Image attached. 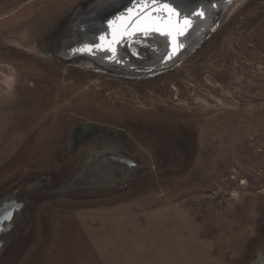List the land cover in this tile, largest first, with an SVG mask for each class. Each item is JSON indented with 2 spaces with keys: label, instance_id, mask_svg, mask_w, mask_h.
Listing matches in <instances>:
<instances>
[{
  "label": "rangeland",
  "instance_id": "rangeland-1",
  "mask_svg": "<svg viewBox=\"0 0 264 264\" xmlns=\"http://www.w3.org/2000/svg\"><path fill=\"white\" fill-rule=\"evenodd\" d=\"M143 1L0 0V264H264V0Z\"/></svg>",
  "mask_w": 264,
  "mask_h": 264
},
{
  "label": "snow or ice",
  "instance_id": "snow-or-ice-1",
  "mask_svg": "<svg viewBox=\"0 0 264 264\" xmlns=\"http://www.w3.org/2000/svg\"><path fill=\"white\" fill-rule=\"evenodd\" d=\"M141 7H142V8H146V7H147V4H144V5H142ZM131 11H132V10L130 9L129 12H131ZM160 11H161L162 14L166 11V12L169 14L170 17H176V25L179 26L181 16H180V13L177 12L174 8H171L168 4H163L162 7H161V9H160ZM194 14H195V15H198V16H200V17H203V15H204L203 11H199V12H196V13H194ZM140 15H141V13L138 12L137 15H136V17H135V19H139ZM146 18H147V17H146ZM116 19H117V20H120L121 17H117ZM129 19L132 20L133 18H132V17H129ZM112 23H113V22H111V21L109 22L110 26H111ZM183 24H184V28H183V29H178V30L176 31V35H178V36H182V35H184V33H185V31L187 30V28L191 27V20H190L189 18H184V19H183ZM129 27H131V23H129L127 26H125V28H124V32H127V30H128ZM154 30H156V31H161V29H159V28H156V29H154ZM168 35H169V36H172V31H171V30L168 32ZM101 39H103V37H101ZM181 46H182V45L177 44V49H178L179 47H181ZM77 51H89V52H90V51H92V49H91V48H85V49H79V50H77ZM173 54H174V53H173ZM170 58H171V57H170Z\"/></svg>",
  "mask_w": 264,
  "mask_h": 264
},
{
  "label": "bare ground",
  "instance_id": "bare-ground-1",
  "mask_svg": "<svg viewBox=\"0 0 264 264\" xmlns=\"http://www.w3.org/2000/svg\"><path fill=\"white\" fill-rule=\"evenodd\" d=\"M151 1H152V0H145V1H143V3H144V4H149V3H151ZM144 4H143V5H144ZM145 24H146V23H145ZM144 26L146 27V26H147V24H146V25H144Z\"/></svg>",
  "mask_w": 264,
  "mask_h": 264
}]
</instances>
